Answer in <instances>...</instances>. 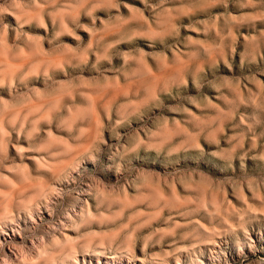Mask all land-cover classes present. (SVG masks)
<instances>
[{
	"label": "rangeland",
	"instance_id": "rangeland-1",
	"mask_svg": "<svg viewBox=\"0 0 264 264\" xmlns=\"http://www.w3.org/2000/svg\"><path fill=\"white\" fill-rule=\"evenodd\" d=\"M0 264H264V0H0Z\"/></svg>",
	"mask_w": 264,
	"mask_h": 264
}]
</instances>
